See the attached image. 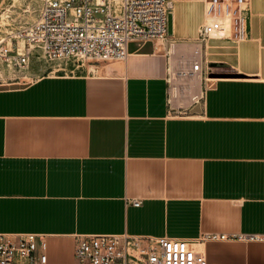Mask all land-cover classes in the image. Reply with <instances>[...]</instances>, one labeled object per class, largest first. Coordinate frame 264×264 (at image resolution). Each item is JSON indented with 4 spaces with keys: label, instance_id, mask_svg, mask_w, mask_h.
Returning <instances> with one entry per match:
<instances>
[{
    "label": "crops",
    "instance_id": "crops-1",
    "mask_svg": "<svg viewBox=\"0 0 264 264\" xmlns=\"http://www.w3.org/2000/svg\"><path fill=\"white\" fill-rule=\"evenodd\" d=\"M169 1L167 36L125 58L68 74L35 60L30 80L0 83V233L43 235L48 264H75L81 234L264 233V0L245 40L206 39L213 72L187 111L168 97L170 48L200 43L205 2ZM204 249L264 264L263 240Z\"/></svg>",
    "mask_w": 264,
    "mask_h": 264
},
{
    "label": "built area",
    "instance_id": "built-area-1",
    "mask_svg": "<svg viewBox=\"0 0 264 264\" xmlns=\"http://www.w3.org/2000/svg\"><path fill=\"white\" fill-rule=\"evenodd\" d=\"M204 2L201 40L193 46L190 59L174 67L170 51V102L181 92L182 86H172L179 76L200 72L201 83L206 84L213 72L204 50L207 38L226 36L238 43L248 37L249 0ZM170 7L169 0H41L35 20L0 37V62L16 74L26 68L38 49L52 71L68 74L86 63L125 58L130 41L167 36ZM133 202L140 204L138 199ZM232 238L264 241V233L212 232L198 237L128 232L81 234L77 236L74 258L75 264H208L205 242ZM0 264H48L44 236L0 233Z\"/></svg>",
    "mask_w": 264,
    "mask_h": 264
},
{
    "label": "rangeland",
    "instance_id": "rangeland-1",
    "mask_svg": "<svg viewBox=\"0 0 264 264\" xmlns=\"http://www.w3.org/2000/svg\"><path fill=\"white\" fill-rule=\"evenodd\" d=\"M40 6L41 0H0V37L5 35L6 33L16 31L20 27L35 20L39 13ZM111 60L112 59L108 61ZM42 61H37L36 63L40 64L42 63ZM1 64L2 63L0 62V67L2 68V75H0L1 84H21L31 79L30 69L33 66V61L27 69L25 68L21 72H18L16 74L12 70L7 69L3 64ZM207 81H209V79H207ZM177 84L178 83L173 82L172 86ZM180 84L181 86L184 85L181 82ZM181 93L182 92H180V94L178 95L179 97L177 98L172 97L173 110L187 111V108L190 106V104L200 100V98L198 100L193 99V101L186 103L184 100L186 98H182Z\"/></svg>",
    "mask_w": 264,
    "mask_h": 264
},
{
    "label": "bare ground",
    "instance_id": "bare-ground-1",
    "mask_svg": "<svg viewBox=\"0 0 264 264\" xmlns=\"http://www.w3.org/2000/svg\"><path fill=\"white\" fill-rule=\"evenodd\" d=\"M169 15H168V17H169ZM193 46H195V45H193V44L179 45L176 43H175V45L174 44L171 45V48H170V51L172 52L171 65L175 67L177 62H178V64L185 65L186 64L185 62H187L190 59L189 54H190ZM33 59L36 61H42V54L36 53V50H35L33 55L30 57V61L27 64L26 69L28 68V66H30L31 62L34 61ZM180 62H183V63H180ZM201 81H202V76H201L200 72H192V73H189L185 76H179V78L175 81L176 83H178L177 85L180 88H181L180 82L184 84V85H182L181 96H182V98H184V97L186 98V99H184L186 103L193 101V99L198 100L200 98V96H201ZM183 86H184V88H183Z\"/></svg>",
    "mask_w": 264,
    "mask_h": 264
}]
</instances>
